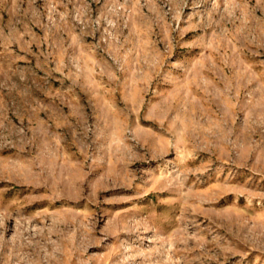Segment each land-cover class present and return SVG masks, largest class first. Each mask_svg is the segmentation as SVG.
<instances>
[{"label": "rangeland", "instance_id": "obj_1", "mask_svg": "<svg viewBox=\"0 0 264 264\" xmlns=\"http://www.w3.org/2000/svg\"><path fill=\"white\" fill-rule=\"evenodd\" d=\"M0 264H264V0H0Z\"/></svg>", "mask_w": 264, "mask_h": 264}]
</instances>
